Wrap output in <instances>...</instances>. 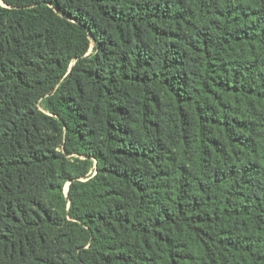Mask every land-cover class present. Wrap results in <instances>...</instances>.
Wrapping results in <instances>:
<instances>
[{"label": "trees", "instance_id": "obj_1", "mask_svg": "<svg viewBox=\"0 0 264 264\" xmlns=\"http://www.w3.org/2000/svg\"><path fill=\"white\" fill-rule=\"evenodd\" d=\"M0 264H264V0H0Z\"/></svg>", "mask_w": 264, "mask_h": 264}]
</instances>
